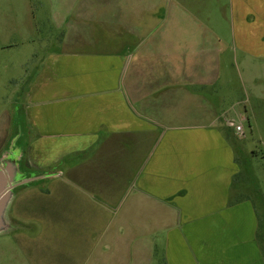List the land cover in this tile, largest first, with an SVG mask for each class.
I'll list each match as a JSON object with an SVG mask.
<instances>
[{
    "label": "crops",
    "instance_id": "obj_1",
    "mask_svg": "<svg viewBox=\"0 0 264 264\" xmlns=\"http://www.w3.org/2000/svg\"><path fill=\"white\" fill-rule=\"evenodd\" d=\"M155 1L39 0L29 37L56 41L32 52L19 112L26 170L42 178L16 193L12 258L153 264L164 236L165 264H264L253 206L232 196L224 121L240 114L210 96L221 37H183L192 17L173 15L163 33ZM232 3L233 48L264 84V0Z\"/></svg>",
    "mask_w": 264,
    "mask_h": 264
},
{
    "label": "rangeland",
    "instance_id": "obj_2",
    "mask_svg": "<svg viewBox=\"0 0 264 264\" xmlns=\"http://www.w3.org/2000/svg\"><path fill=\"white\" fill-rule=\"evenodd\" d=\"M155 2L159 17L165 20L161 29L163 33L170 32L172 24L170 25L169 20L173 15L178 18L192 17V22L177 24V31L183 37L193 36L198 39L206 33H215L221 37V79L210 91V96L223 109L235 107L240 114H228L232 121L243 126L242 135H236L233 131L228 134L240 169L235 180L236 191L232 196L236 201L246 199L253 206L258 222L257 243L264 263V101H254L253 98L258 94L264 99V84H254L249 72V55L233 48L232 0ZM38 3L39 0H0V159L13 148L22 149L27 141L25 121L23 114L19 112V99L27 76L34 66L31 54L34 50L42 52L48 44L56 41L47 37L53 34L46 27L43 30L41 28L37 39L29 37V28L37 25L45 15ZM179 43L183 44V41ZM179 46L184 47L179 48V52L186 51L185 45ZM34 61L37 64L36 58ZM224 124L227 126L225 121ZM20 190L22 189L18 188L16 193ZM15 212L16 207H12L11 219H14ZM32 228L35 229L32 235L40 233V227L36 224ZM12 233L13 231L0 236V264H52L42 255L28 259L26 255L19 253L16 258H12L11 249L15 245ZM156 244L153 264H165L164 236ZM35 245L38 247L36 241ZM17 249L18 246H15L14 250Z\"/></svg>",
    "mask_w": 264,
    "mask_h": 264
},
{
    "label": "water",
    "instance_id": "obj_3",
    "mask_svg": "<svg viewBox=\"0 0 264 264\" xmlns=\"http://www.w3.org/2000/svg\"><path fill=\"white\" fill-rule=\"evenodd\" d=\"M23 150L13 148L0 159V236L16 229L10 211L16 198V190L42 177L25 179L22 177Z\"/></svg>",
    "mask_w": 264,
    "mask_h": 264
},
{
    "label": "trees",
    "instance_id": "obj_4",
    "mask_svg": "<svg viewBox=\"0 0 264 264\" xmlns=\"http://www.w3.org/2000/svg\"><path fill=\"white\" fill-rule=\"evenodd\" d=\"M22 150H23V157H24L25 145L22 148ZM25 165H26V163L23 161V163L21 165L22 171H24V174L22 175L23 178L30 179V178L36 177V175H38L36 173L29 172V170H26V166ZM30 184H34V183H30ZM30 184H28V185H30ZM28 185H26V186H24L22 188H26V187H28Z\"/></svg>",
    "mask_w": 264,
    "mask_h": 264
},
{
    "label": "built area",
    "instance_id": "obj_5",
    "mask_svg": "<svg viewBox=\"0 0 264 264\" xmlns=\"http://www.w3.org/2000/svg\"><path fill=\"white\" fill-rule=\"evenodd\" d=\"M227 124L230 128L234 129V131L237 135L243 134V126L241 123H237V122H234L232 120H229V122H227Z\"/></svg>",
    "mask_w": 264,
    "mask_h": 264
}]
</instances>
